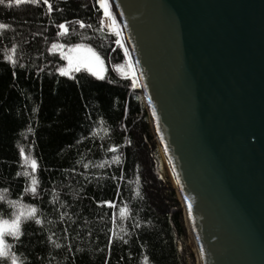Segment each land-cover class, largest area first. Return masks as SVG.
I'll use <instances>...</instances> for the list:
<instances>
[{
	"label": "trees",
	"instance_id": "obj_1",
	"mask_svg": "<svg viewBox=\"0 0 264 264\" xmlns=\"http://www.w3.org/2000/svg\"><path fill=\"white\" fill-rule=\"evenodd\" d=\"M103 16L98 0L0 3V219L20 216L24 233L4 242L26 264H197L147 104ZM77 45L101 57L102 79L60 74Z\"/></svg>",
	"mask_w": 264,
	"mask_h": 264
},
{
	"label": "water",
	"instance_id": "obj_2",
	"mask_svg": "<svg viewBox=\"0 0 264 264\" xmlns=\"http://www.w3.org/2000/svg\"><path fill=\"white\" fill-rule=\"evenodd\" d=\"M198 264H264V0H113Z\"/></svg>",
	"mask_w": 264,
	"mask_h": 264
},
{
	"label": "snow or ice",
	"instance_id": "obj_3",
	"mask_svg": "<svg viewBox=\"0 0 264 264\" xmlns=\"http://www.w3.org/2000/svg\"><path fill=\"white\" fill-rule=\"evenodd\" d=\"M4 0H0V3H3ZM16 3H19L20 0H15ZM45 4H48V0H44ZM98 3L100 4V7L103 10V15L109 19H112L113 24H115V20L112 17V13L109 8L108 0H98ZM49 11H51V5H48ZM66 23H60L58 25V28L63 30L64 34H67L68 28L66 27ZM80 27H85L84 23L80 22ZM60 34V33H58ZM119 35V33H117ZM117 44H120V41H116ZM58 45L53 43L52 47L56 48ZM77 49L80 48V45L76 46ZM88 52L90 54L89 58H79V57H73L72 55L64 56L61 54L62 59L67 61L66 67H61L59 69V72L63 76H68L71 72H80L81 68L84 67L88 70V72L97 78H103L100 76V72L95 70L93 68V65L90 61H95L96 63H101V57L97 55L92 49H88ZM125 55H127V52H125ZM15 75V74H14ZM20 155L23 156L24 152L21 150ZM38 165L35 160L31 162V169L35 171L37 169ZM33 185L36 184V180L32 181ZM31 192L33 195H37L36 188L33 187L31 189ZM116 204L115 200H104V201H97V207H108L109 209L114 208ZM121 213H123L125 210L123 208L120 209ZM35 208L31 210L29 213V217L31 218L32 222L35 224H42V220L40 218H37L35 215ZM2 215V213H0ZM27 222V221H25ZM24 235L22 229H21V217L16 216L13 219H0V264H26L25 261L20 259V256L18 253L11 251V249L5 244L4 237L9 236L12 237L15 241L19 242L20 236ZM112 238L109 237V244L111 245Z\"/></svg>",
	"mask_w": 264,
	"mask_h": 264
},
{
	"label": "rangeland",
	"instance_id": "obj_4",
	"mask_svg": "<svg viewBox=\"0 0 264 264\" xmlns=\"http://www.w3.org/2000/svg\"><path fill=\"white\" fill-rule=\"evenodd\" d=\"M108 4H109V8H110V11L112 13V17L114 18L115 20V24H113L112 22V19H109L105 16H103V23L104 25L110 30V31H115L117 33H119V41H120V44L122 45V47L124 48L125 52H127V59H126V63L124 65H121V69L123 71V74H128V76L131 78L134 86L136 87V71H135V68H134V65H133V62L131 60V57H130V54L127 50V48L124 46V42L122 40V37H121V33H120V29H119V23H118V20H117V16L115 14V10L113 8V3H112V0H108ZM73 57H79V58H89L90 59V54L88 52V48H84V47H80L79 49L77 48H74L72 49L71 51V54ZM102 61V60H101ZM93 65V68L97 71L100 72V76L103 75L104 73V66H103V62L101 63H96L95 61H90ZM84 68V67H83ZM168 169V168H167ZM171 177V176H170ZM172 179V178H171ZM173 181V180H172ZM175 187V186H174ZM180 200V199H179ZM182 204V203H181ZM189 230V229H188ZM190 233V231H189ZM189 244H190V247L192 249V251L195 253V257H196V263L198 264V259H197V256H196V247H195V242H194V239L192 237V234L190 233V237H189Z\"/></svg>",
	"mask_w": 264,
	"mask_h": 264
},
{
	"label": "bare ground",
	"instance_id": "obj_5",
	"mask_svg": "<svg viewBox=\"0 0 264 264\" xmlns=\"http://www.w3.org/2000/svg\"><path fill=\"white\" fill-rule=\"evenodd\" d=\"M112 3H113V0H112ZM113 8H114V10H115V14H116V16H117V20H118V23H119V17H118V15H117V12H116V9H115V7H114V4H113ZM136 85H139V78H138V76H136Z\"/></svg>",
	"mask_w": 264,
	"mask_h": 264
}]
</instances>
